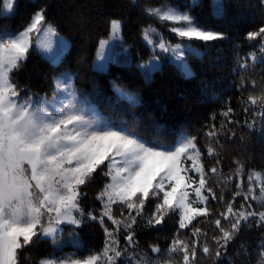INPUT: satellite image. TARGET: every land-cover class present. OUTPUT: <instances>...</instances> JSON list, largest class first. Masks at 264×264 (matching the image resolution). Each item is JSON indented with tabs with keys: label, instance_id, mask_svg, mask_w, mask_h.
Masks as SVG:
<instances>
[{
	"label": "trees",
	"instance_id": "trees-1",
	"mask_svg": "<svg viewBox=\"0 0 264 264\" xmlns=\"http://www.w3.org/2000/svg\"><path fill=\"white\" fill-rule=\"evenodd\" d=\"M219 3L222 14L218 11L217 0H16L11 14L0 13V33H18L30 23L36 11L44 9L47 24L67 40V47L57 63L49 62L30 49L26 61L12 75L21 95L27 91L28 95L49 99L56 93V82L71 76L79 104L93 107L110 125L127 127L150 143L155 141L168 146L176 145L184 136L194 137L206 173L217 166V160L220 161L219 174L209 175V186L217 196L221 193L224 196L223 201L211 202L210 223H206L205 218H198L199 223L193 221L207 233L208 246L213 250L209 257L198 250V264H260L258 253L259 246L264 243V228L254 224L242 227L220 260L214 256L217 246L212 237L220 235L214 219L219 218V213L232 199L223 181L232 177V191L238 181L235 162L245 166V187L250 173H260L257 184L264 182V116L257 115L264 113V105L249 103V97L264 101V52L260 51L264 40L247 39L249 32L264 27V0H219ZM173 7L189 13L203 29L222 33L224 39L182 40L171 32V22L146 11ZM114 19L121 22L120 34L110 49L111 57L106 67L95 69L93 61L100 41L109 35ZM149 40L154 43H148ZM161 41L170 48L177 44L192 45L195 51H185L183 57L189 74L186 75L185 68L173 60L176 53L161 50ZM253 53L255 62L249 58ZM152 60L155 68L149 65ZM241 64H246V68H241ZM118 89L134 95L137 102L131 103ZM228 108L233 111L226 118L222 113ZM229 119L234 123L229 124ZM210 131H215L216 136L209 137ZM209 146L214 149L215 157H208ZM182 160L183 167H191L192 161L183 157ZM101 167L107 171L106 167ZM98 173L82 186L87 195L81 204L85 212L97 215L102 205L96 196L110 182L99 169ZM187 175L198 181L194 172ZM256 195H260L258 187ZM190 198L194 199L191 193ZM155 203L153 200L146 205L144 222L140 223L138 218L134 226L138 244L135 252L149 264L157 259L151 247L158 245L164 252L177 235L179 219L178 213H169L161 225H147V217L154 211ZM252 205L258 211L264 210L256 201H252ZM239 206L237 203L236 208ZM113 210L119 218L115 205ZM105 220L108 227H114ZM222 225L230 228L227 221L222 220ZM190 229L191 226L181 230L179 238H191ZM105 239L104 228L98 222L85 219L79 227L65 225L62 234L56 237V244L51 239L38 240L25 251L24 264H39L44 258L73 253L76 254L74 258L86 257L102 250ZM125 243L121 236V247ZM181 260L178 255L171 258L165 255L159 264H180Z\"/></svg>",
	"mask_w": 264,
	"mask_h": 264
},
{
	"label": "snow or ice",
	"instance_id": "snow-or-ice-1",
	"mask_svg": "<svg viewBox=\"0 0 264 264\" xmlns=\"http://www.w3.org/2000/svg\"><path fill=\"white\" fill-rule=\"evenodd\" d=\"M217 2L222 14V4L219 0ZM14 5L15 0H0V10L5 13H12ZM146 11L171 22V32L182 40L207 42L224 39L222 33L203 29L189 13L177 8ZM120 28V21H111L113 35ZM42 29L49 39L40 42L37 36L36 47L50 52V38L56 32L47 24L44 9L36 11L30 23L19 33L0 35V264H24L23 253L36 241L51 239L56 244L57 235L63 232L61 224L79 227L85 219L98 222L104 228L106 239L102 250L82 258H74L75 253L44 258L39 264H149L135 252L138 244L134 226L138 218L140 223L144 222L145 207L153 200L156 201L155 209L147 217V225H161L169 213H178L179 219L177 235L168 248L162 252L158 245L151 247L157 257L152 264H159L165 255L170 258L181 256L180 264H198V250L205 257L212 256L207 233L193 221L199 223L198 218H205V222L210 223L209 218L213 215L211 202L224 200L223 193L217 196L209 186V175L219 174L220 161L217 160V166L206 173L194 137L184 136L171 146L155 141L150 143L127 127L110 125L103 119L86 115L76 103L75 92L70 89L71 76H64L57 82L56 93L68 91L72 97L61 102L59 108L53 107L55 99L33 98L27 91L21 95L12 75L26 61L33 46V33L39 34ZM257 38L264 40V27L247 34L249 41ZM148 43L154 42L149 40ZM159 47L176 53V61L185 68V74H189L183 57L185 51L194 52L193 48H185L182 44L170 48L162 41ZM260 51L264 52V44H261ZM249 58L256 60L254 53ZM246 66L241 64V68ZM151 67H156L155 62ZM121 94L131 103L137 102L134 95L122 91ZM249 103L264 105V101L255 97H249ZM232 111L228 108L222 115L227 118ZM257 115L264 116V113ZM228 123L234 121L229 119ZM248 126L252 127V124ZM212 127L215 129V125ZM207 135L215 137L216 132L210 131ZM207 155L215 157L211 146ZM182 157L192 161L191 167L182 166ZM235 163L238 177L235 190L232 191L231 176L223 181L224 188L231 191L232 199L219 213V218L214 219L215 228L220 233L212 237L217 246L214 252L217 260L226 255L229 243L242 227L254 224L264 228V210L258 211L252 205V201H256L264 206V182L257 184L260 173L248 174L245 187V166L238 161ZM98 169L110 178V182L96 196L102 205L97 215L92 211L85 212L81 204L87 195L82 186L91 181L94 174H99ZM188 172L197 174L198 181L187 175ZM190 193L194 199L190 198ZM237 203L239 208H236ZM114 205L119 218L113 210ZM105 218L114 227H108ZM222 220L230 223L229 229L223 227ZM190 226L191 238L180 239L181 230ZM121 236L126 242L123 247ZM259 247L260 264H264V243Z\"/></svg>",
	"mask_w": 264,
	"mask_h": 264
},
{
	"label": "rangeland",
	"instance_id": "rangeland-1",
	"mask_svg": "<svg viewBox=\"0 0 264 264\" xmlns=\"http://www.w3.org/2000/svg\"><path fill=\"white\" fill-rule=\"evenodd\" d=\"M15 2H16V0H15ZM0 13L1 14H11V13H5L2 10L0 11ZM114 20H117V19H114ZM55 32H56V35L54 37L50 38L51 42H52V49H51L50 52H44L42 49H39V48L36 47L37 36H39V41L40 42H44V41L49 39V37H47L44 34L43 29L41 30V33H39V34L33 33V35H32L33 46H32L31 49H33L34 51L38 52L42 57H44L46 60H48L51 63H57L59 58H60V56L62 55V53L64 52V50L67 47L66 38L64 36H62L61 34H59L56 30H55ZM8 34L9 33H7V32H1L0 33V35H8ZM119 34H120V30L115 35H113L112 30H111V24H110L109 35L106 38L101 39L99 47H98L97 52H96L95 59L93 61V67L95 69H104L106 67L107 62H108V58L111 57L110 56L111 55L110 54V49L113 46V42H114L115 38L118 37ZM102 42H105V43H102ZM182 45L185 48H187L189 46L192 47L191 44H182ZM174 48H175V46H174ZM57 56L59 57L58 59H56ZM49 57H52L53 59L50 60ZM175 57H176V54L173 57V60L178 65H180L176 61ZM53 60H55V62H53ZM153 62H154V60H152L149 63V65L151 66ZM57 82H56V87H57ZM69 86H70L71 91H73L72 79L69 81ZM30 96H32L33 98H44L46 101H53L55 99V104L53 105L54 108H59L61 102H67V100L72 98L70 92H68V91L62 92L59 95L57 93H55V95L53 97L49 98V99L47 97H44V96H33V95H30ZM76 103L78 104L79 107H81V108H83L85 110V114L86 115H88L90 117H93L95 119H98V120L101 119V117L95 111V109L93 107H83L82 105L79 104L77 98H76ZM65 225H70V224L64 223V224H61L60 227L63 229V227Z\"/></svg>",
	"mask_w": 264,
	"mask_h": 264
}]
</instances>
